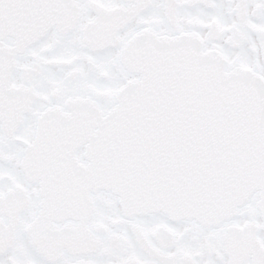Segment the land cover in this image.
I'll list each match as a JSON object with an SVG mask.
<instances>
[{
    "label": "snow or ice",
    "instance_id": "obj_1",
    "mask_svg": "<svg viewBox=\"0 0 264 264\" xmlns=\"http://www.w3.org/2000/svg\"><path fill=\"white\" fill-rule=\"evenodd\" d=\"M0 264H264V0H0Z\"/></svg>",
    "mask_w": 264,
    "mask_h": 264
}]
</instances>
